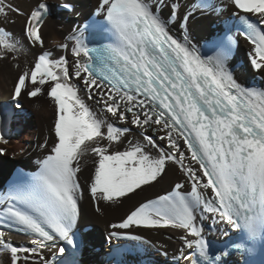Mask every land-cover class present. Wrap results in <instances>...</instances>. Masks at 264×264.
<instances>
[{
    "label": "snow or ice",
    "instance_id": "1",
    "mask_svg": "<svg viewBox=\"0 0 264 264\" xmlns=\"http://www.w3.org/2000/svg\"><path fill=\"white\" fill-rule=\"evenodd\" d=\"M58 6L76 12L70 0H58ZM228 6L243 26L238 34L252 46L251 70L264 76V0H228ZM223 11L215 0H197L186 11L180 0H97L91 13L96 19L75 25L65 38L72 41L70 63L45 48L47 0H37L28 13L12 0H0V23L13 12L24 16L23 38L39 50L14 81L15 108H22L23 95H46L54 109L52 140L46 135L37 144L43 156L37 170L18 172L0 196V254L6 257L0 264H28L30 259L34 264H80L77 230L85 189L79 173L85 155L94 158L86 191L98 213L100 201L116 203L157 182L169 162L179 165L184 183H191L190 191L177 183L172 192L140 203L109 224V246L122 240L150 244L133 229L170 227L185 232L174 264H240L234 255L264 248V88L245 86L234 75L230 62L237 41L231 26L199 46L190 30L198 18L218 26ZM21 52L12 34L0 27V58L15 59ZM94 96L102 105L99 111L87 103ZM117 121L144 129L143 142L129 141L124 151H112L130 131ZM8 143L0 134V144ZM5 152L0 147V154ZM209 189L212 196L206 198ZM207 219L212 221L209 232L221 237L219 247L205 233ZM5 226L31 236L33 246H14ZM234 233L240 242L231 239ZM47 243L56 249L51 259L42 252ZM123 254L117 244L113 264H124Z\"/></svg>",
    "mask_w": 264,
    "mask_h": 264
},
{
    "label": "bare ground",
    "instance_id": "2",
    "mask_svg": "<svg viewBox=\"0 0 264 264\" xmlns=\"http://www.w3.org/2000/svg\"><path fill=\"white\" fill-rule=\"evenodd\" d=\"M23 12L28 13L33 7H35L37 0H12ZM76 7V12H68L58 9V0H47L50 7V14L45 17L46 24L43 27V39L45 41V48L53 53L54 56L65 55L68 61L71 63V47L72 41L65 40L69 35L71 28L77 24H84L89 20L95 19L91 13L94 12L97 6V0H70ZM183 10H187L189 6L197 3V0H180ZM217 6L224 9L218 26L216 24L208 26V21L203 19H195L190 23V30L194 41L199 45L205 43V38L210 34H215L217 31L222 30L224 27L221 25L222 20L229 16L232 9L228 6V0H215ZM165 15H167V8L163 9ZM79 14V15H77ZM24 16L17 15L16 13H10L8 22L0 23V27H4L7 33L12 34L18 45L22 46V52L19 53L15 59L12 55L7 58H0V114L3 110H10L8 117L3 120L6 121V126L3 130H0V134L9 141L8 144H0V147L6 149L5 154H0V196L4 194L10 185L13 177L18 172H26L34 169L38 165V161L43 158L42 152L37 148V144L42 143L46 135L51 142L52 136L49 135V129L51 127L54 118V109L50 100L46 95L38 96L35 98H29L26 95L20 97L21 109H16L13 100L11 99V92L14 86V81L17 78L19 72L25 70L34 59V56L38 53V49L30 47L23 38L22 30L24 24ZM14 21V23L12 22ZM175 32L176 29L174 28ZM56 42V44L53 43ZM60 43H67L68 49L61 50L56 45ZM251 45L247 39L241 38L240 43L230 65L234 71L238 82L248 87H261L264 88V76L254 73L248 61V52L251 51ZM202 51L207 53L206 49ZM17 65L19 67H17ZM75 79V78H74ZM82 95H87L82 93ZM94 95V94H93ZM99 97L87 100V103L93 107V109L99 111L102 109V105L98 104ZM34 105H39V108H35ZM117 126H126L130 129L126 138L122 143L116 144L112 147V151H124L129 141L132 143L143 142L142 133L144 129L137 128L131 124H121L116 122ZM24 130L22 137L18 138V134L21 130ZM153 136V139H157V134L151 131L146 133ZM163 135V133H160ZM14 136L15 141H12ZM157 143L161 147H166L165 142H161L157 139ZM181 147L186 151V148L181 142ZM24 150L21 153V150ZM155 155V150H151ZM46 154V153H45ZM185 163L190 162V154H187ZM93 157L85 155L81 160V171L79 173V182L82 188L85 189L84 197L80 201V223L78 226V235L84 238L85 244L81 250V257L79 259L80 264H113L111 256L112 250L117 244L120 245L121 251L124 253L119 259H122L124 264H174V257L178 255L179 249L182 247V241L179 236L184 235L183 230L173 228L162 229H145L138 228L133 229L137 235H142L146 240L150 241V244H145L148 247V251L140 253L135 248L125 249L121 245V241H114L111 246L106 241V235L109 231L108 225L111 223L119 222L131 209L138 206L147 200L152 199L155 196L167 194L173 191L174 185L177 183H184L185 177L180 171L179 165L169 162L166 166V172L163 177L158 179L157 182H153L151 185L143 186L142 190H137L134 194H129L127 197L121 198L116 203L112 202H99L100 212H96V206L92 203L89 194L86 191L88 177L93 170ZM194 168H198L195 163L192 164ZM201 178L205 180L201 173ZM184 191L191 190V183H184ZM210 189L206 192V198L211 197ZM211 216V214H206ZM199 223V220L197 221ZM212 223L211 219H207L205 224V233L209 235L214 246L219 247V241L221 237L218 233L211 234L209 232V225ZM14 246L20 247H32V237L26 234H18L8 232ZM239 236V233H234L231 239L234 241ZM192 238V237H189ZM56 251L52 247L51 243H47L46 247H42L43 254L51 259L52 252ZM166 251L167 257L161 253ZM261 264H264V254ZM4 254H0V260H5ZM58 259H63L58 257ZM233 260H238L240 264H244L241 256L234 255ZM28 264H34V260L30 259ZM180 264H183L181 261Z\"/></svg>",
    "mask_w": 264,
    "mask_h": 264
},
{
    "label": "rangeland",
    "instance_id": "3",
    "mask_svg": "<svg viewBox=\"0 0 264 264\" xmlns=\"http://www.w3.org/2000/svg\"><path fill=\"white\" fill-rule=\"evenodd\" d=\"M23 134H24V130L22 129V130L20 131V133L18 134V138L22 137ZM12 141H15L14 136L12 137Z\"/></svg>",
    "mask_w": 264,
    "mask_h": 264
}]
</instances>
